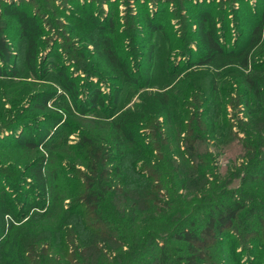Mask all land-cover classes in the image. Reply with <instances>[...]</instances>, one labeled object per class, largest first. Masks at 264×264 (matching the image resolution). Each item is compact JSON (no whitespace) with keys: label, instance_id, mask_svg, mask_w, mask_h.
I'll return each mask as SVG.
<instances>
[{"label":"trees","instance_id":"obj_1","mask_svg":"<svg viewBox=\"0 0 264 264\" xmlns=\"http://www.w3.org/2000/svg\"><path fill=\"white\" fill-rule=\"evenodd\" d=\"M9 1L0 0V80L16 78L5 15L17 20L26 43V79L37 81L44 74L39 73L46 28ZM242 7L243 24H237L232 39L211 7L194 15L200 47L195 66L228 58L224 76H213L207 99L184 81L179 84L185 96L176 98L180 88L167 84L117 111L113 120L85 117L71 143L72 128L52 135L64 125L61 116L44 115L43 125L12 134L15 122L1 113L0 121L7 123L0 122V149L12 136L15 146L32 155L27 177L49 205L40 212L33 206L17 221L7 189L0 187V264H213V252L223 246L230 264H259L264 257V0ZM147 28L150 35L163 31L152 19ZM107 59L132 85L131 94L149 89L148 82L140 86L117 52L107 51ZM55 70L80 116L104 107L95 83L82 95L65 65ZM173 74L182 71L175 68ZM60 93H33L27 102L46 111ZM240 105L237 119L228 116ZM70 152L77 160L61 164L63 158L73 161ZM128 153L136 157L126 178Z\"/></svg>","mask_w":264,"mask_h":264},{"label":"rangeland","instance_id":"obj_2","mask_svg":"<svg viewBox=\"0 0 264 264\" xmlns=\"http://www.w3.org/2000/svg\"><path fill=\"white\" fill-rule=\"evenodd\" d=\"M260 1L13 0L11 2L18 10L36 16L46 28L42 39L39 73L43 71L44 74L37 81L26 79L28 72L23 62L26 43L19 35L17 20L13 16L4 15V34L13 52L16 78L0 80V115L6 114V121L15 122L12 125V134L32 131V127L43 125L44 115L61 116L65 126L53 128L52 135L59 136L62 131L68 132L72 128V133L68 135L71 143L77 140L79 130L82 129L80 125L85 117L102 120L110 117L109 120H113L119 111L138 103L144 94L162 91L167 84L169 87L176 85L175 89H179L183 87L179 83L184 81V85H194L193 88H197L198 96L207 99L213 76H224V65L228 58L222 55L214 60L213 66L201 68L195 66V53L200 51L195 34V13L202 8L211 7L222 28L224 29V24L228 25L230 30L228 37L232 39L235 31L240 29L237 24L239 26L243 24L242 6L248 3L253 7ZM150 19L157 26H161L163 31L150 35L147 28ZM107 51L117 52L118 57L128 63L130 72H133L140 86L148 82L149 89L140 91L135 89L136 93L131 94L132 85L124 79L122 72L108 61ZM149 52L150 62L147 60ZM61 65L66 66L67 75L75 78L82 95L90 82L95 83L101 91L100 97L104 100V107L88 110L86 115L80 116L60 87L55 67L59 68ZM5 68L7 71L10 70L8 65ZM175 68L182 71L180 76L173 74ZM182 78L183 80H180ZM25 83L29 85L28 89ZM220 89H223V85ZM60 90L63 93L56 96V99L46 107V111H37L27 102L33 93H56L61 92ZM30 92L32 93L29 95ZM116 93L117 102L114 101ZM179 94L176 98L185 96L184 92ZM220 94L224 96L223 92ZM197 110L193 109L191 112ZM241 111V105L236 106L228 110L230 113L228 116L237 119V116L242 114ZM5 120L1 119L0 122ZM193 127L195 128L196 124H193ZM221 131L222 129L219 132ZM13 139L12 136L6 137L1 144L0 187L7 189V197L18 221L22 220L27 212H31L33 206L40 212L43 206L47 208L49 204L46 197L36 190L34 183L27 177L26 165L32 155L27 153L25 148L15 146ZM70 154L75 155L73 152ZM135 157L128 153L124 159L126 178L129 175L128 165ZM71 159L63 158L60 163L66 165L77 160L75 156L72 162ZM24 183L28 186L22 187ZM227 256L229 255L224 246L217 248L213 252L212 263L230 264L232 258ZM259 264H264V257L260 259Z\"/></svg>","mask_w":264,"mask_h":264}]
</instances>
